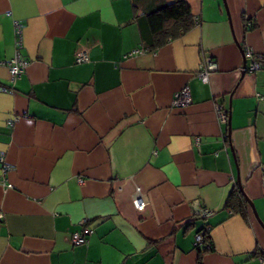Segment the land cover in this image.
Instances as JSON below:
<instances>
[{
  "label": "crops",
  "instance_id": "obj_1",
  "mask_svg": "<svg viewBox=\"0 0 264 264\" xmlns=\"http://www.w3.org/2000/svg\"><path fill=\"white\" fill-rule=\"evenodd\" d=\"M170 1L0 0V264H261L264 69L244 50L264 57V0H183L195 26L153 46ZM16 23L28 66L12 81ZM234 184L258 219L224 210Z\"/></svg>",
  "mask_w": 264,
  "mask_h": 264
},
{
  "label": "built area",
  "instance_id": "obj_2",
  "mask_svg": "<svg viewBox=\"0 0 264 264\" xmlns=\"http://www.w3.org/2000/svg\"><path fill=\"white\" fill-rule=\"evenodd\" d=\"M250 26L248 23L247 26ZM14 37H15V54L14 57L9 61L7 65L9 75L12 81H15L17 78H19L26 67L28 66V62L24 60L20 55V50L22 47V28L19 24H15L14 28ZM145 52L144 49H140L137 51H134L133 54H143ZM244 58L248 61V65L245 69L248 73H255L262 69V65L260 63V60L262 57L255 55L252 50L245 49L244 50ZM77 63H82L87 61V57L83 53H79L76 56ZM2 65V63H0ZM215 64L211 62L210 60H206L205 63L201 66V69L197 73V77L202 82H207L209 74L214 71ZM0 91L5 92L6 90L0 87ZM190 103V94L187 87L182 88L180 91L175 93L171 106L173 108H183L187 106ZM217 118L219 122L226 123L228 121V114L227 112L219 107L217 109ZM3 157L0 155V163L3 166V171L6 170L4 165ZM263 182H264V176H263ZM133 206L137 211H142L145 208V202L142 199L139 189H136V195L133 199ZM211 213L204 211V215L209 216ZM3 220V215L0 212V223ZM86 221L81 222L82 229L80 232H75L71 235L70 241L73 246H81L85 245L87 242V237L91 234V229L86 226ZM203 242V238L201 235L195 236V246H200ZM261 264H264V255L262 259H260Z\"/></svg>",
  "mask_w": 264,
  "mask_h": 264
},
{
  "label": "trees",
  "instance_id": "obj_3",
  "mask_svg": "<svg viewBox=\"0 0 264 264\" xmlns=\"http://www.w3.org/2000/svg\"><path fill=\"white\" fill-rule=\"evenodd\" d=\"M195 22L190 8L185 1L171 0L168 4L149 15L148 26L151 33L163 38L155 40L153 46H160L168 39L172 40L186 34L195 26ZM260 63L264 69V57L261 58ZM247 200L240 185L234 184L225 202L224 210L228 212L229 216L239 215L244 220H247L249 211ZM210 228V226L206 225L197 232V235H201L203 238L201 245L196 246L199 252L213 251Z\"/></svg>",
  "mask_w": 264,
  "mask_h": 264
},
{
  "label": "water",
  "instance_id": "obj_4",
  "mask_svg": "<svg viewBox=\"0 0 264 264\" xmlns=\"http://www.w3.org/2000/svg\"><path fill=\"white\" fill-rule=\"evenodd\" d=\"M241 72H242V73L244 72V67H243V71H241ZM227 124H228V127H229V117H228ZM247 201H248V204H249V206H250V208H251V210H252V212H253L255 218L258 219V216H257V214H256V211H255V209H254V207H253V204L251 203V201H249V200H247ZM258 221H259V223L262 225V228L264 229V225L261 223V221H260L259 219H258Z\"/></svg>",
  "mask_w": 264,
  "mask_h": 264
}]
</instances>
